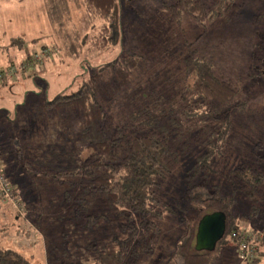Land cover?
<instances>
[{"label":"rangeland","instance_id":"1","mask_svg":"<svg viewBox=\"0 0 264 264\" xmlns=\"http://www.w3.org/2000/svg\"><path fill=\"white\" fill-rule=\"evenodd\" d=\"M3 1L0 162L5 178L15 187L22 212L12 203L0 201V247L13 248L34 264H97L104 247V228L110 230L105 224L93 232L81 231L79 223L68 221L65 206L54 193L38 189L31 170V162L44 160L52 151L65 155L83 150L79 138L82 122L66 111L59 114L48 109L46 103L60 93H72L77 88V75L84 70L111 61L128 49L144 56L130 86L106 103L115 123L131 136L170 132L173 120L182 123L189 135L194 134L190 123L196 125L199 119L183 118L181 113L192 109L191 100L182 98L191 83L185 78L184 61L190 50L210 60L216 73L238 87L229 111L242 102L252 110L264 111V0H245L240 15L221 10L204 22L187 13L176 20L169 0H119L121 40L104 50L94 47L103 43L98 39L105 22L84 0ZM18 37L23 44H12ZM28 59L32 61L25 67ZM144 107L163 111L159 127L139 129L132 122L131 114ZM231 119L232 129L216 149L213 171L198 170L197 158L208 147L197 144L193 154L180 157L173 171L154 189V209L162 214L150 219L156 221L160 232L153 241V252L145 253L136 264L170 262L194 215L185 198L190 182L199 183L206 195L218 186L230 197L232 213L238 216L240 225L248 230L264 229V181L262 191L251 195L232 172L242 162L254 164L255 159L249 162L250 151L264 137V118L247 116L249 130L245 135L240 133L236 116ZM220 123L225 129L226 122ZM260 172L264 174V167ZM108 234L115 236L111 230ZM137 234L141 239L142 230ZM218 252L214 264H243L235 242L221 244ZM258 264H264V258Z\"/></svg>","mask_w":264,"mask_h":264},{"label":"trees","instance_id":"2","mask_svg":"<svg viewBox=\"0 0 264 264\" xmlns=\"http://www.w3.org/2000/svg\"><path fill=\"white\" fill-rule=\"evenodd\" d=\"M169 1L168 7L176 20L187 13L200 22L221 10L233 16L240 15L245 3V0ZM84 2L105 22L104 32L98 39L103 43L94 48L104 50L110 44L119 43L122 34L119 0ZM12 44L22 45L23 39L18 37ZM184 58L185 78L191 83L182 92V98L191 100L192 109H184L181 113L183 118L199 119L196 125L190 123L192 135L175 120L170 132L163 130L158 135L131 136L115 123L106 103L130 86L134 71L145 60L133 49L84 70L77 75V88L72 93H60L46 103L48 109H55L59 114L66 111L82 122L79 138L84 148L65 155L52 151L44 160L31 162V170H34L38 189L54 193L65 206L68 221L79 223L81 231L93 232L107 224L115 234L111 237L110 230L104 228L105 236L101 238L104 247L97 264H136L145 253H152L160 227L150 216L162 214L154 209L157 203L154 189L173 171L179 158L191 156L195 146L204 143L203 146L208 148L198 156L196 166L198 170L211 172L216 165V149L232 129L231 117L236 116L241 135L249 130L247 116L264 118L263 110H252L246 102L229 111L236 100L238 87L216 73L212 62L199 56L196 50H190ZM30 62L31 59L25 61V67ZM163 114L162 110L155 112L144 107L130 117L139 129H146L159 127ZM220 121L226 122L225 129ZM233 143H238L236 135ZM250 154L249 162L255 159L254 164L248 166L242 162L232 172L242 188H249L250 194L257 196L264 181V174L260 172L264 167V137L255 142ZM185 198L194 215L190 217L187 235L176 245L168 264H214L220 254L218 247L231 242L238 244L243 264H258L264 258V229L248 230L240 225L238 216L232 213L230 197L223 195L218 186L206 195L200 190L199 183L190 182ZM214 211L226 215L224 234L214 249L199 251L195 248L198 223ZM139 230H142L141 239L137 234ZM0 264L34 263L13 248L0 247Z\"/></svg>","mask_w":264,"mask_h":264},{"label":"water","instance_id":"3","mask_svg":"<svg viewBox=\"0 0 264 264\" xmlns=\"http://www.w3.org/2000/svg\"><path fill=\"white\" fill-rule=\"evenodd\" d=\"M226 228V215L222 211H214L201 218L197 226V250H212L223 236Z\"/></svg>","mask_w":264,"mask_h":264},{"label":"built area","instance_id":"4","mask_svg":"<svg viewBox=\"0 0 264 264\" xmlns=\"http://www.w3.org/2000/svg\"><path fill=\"white\" fill-rule=\"evenodd\" d=\"M32 61V60H31ZM0 201L10 202L15 208H18V211L21 210V203L19 198L16 195L15 187L9 184L4 175V167L0 162Z\"/></svg>","mask_w":264,"mask_h":264},{"label":"crops","instance_id":"5","mask_svg":"<svg viewBox=\"0 0 264 264\" xmlns=\"http://www.w3.org/2000/svg\"><path fill=\"white\" fill-rule=\"evenodd\" d=\"M3 3H6V0H4ZM4 7H6V6H4ZM19 38H21V37H19Z\"/></svg>","mask_w":264,"mask_h":264}]
</instances>
